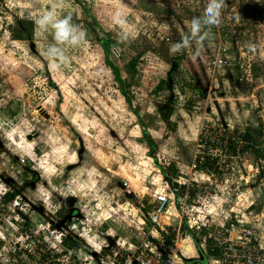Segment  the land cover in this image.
I'll use <instances>...</instances> for the list:
<instances>
[{
    "label": "rangeland",
    "instance_id": "obj_1",
    "mask_svg": "<svg viewBox=\"0 0 264 264\" xmlns=\"http://www.w3.org/2000/svg\"><path fill=\"white\" fill-rule=\"evenodd\" d=\"M210 2L0 0V208L12 220L77 221L128 252L151 238L162 170L182 202L164 224L223 218L240 198L264 205V76L252 72L264 0H217L212 25Z\"/></svg>",
    "mask_w": 264,
    "mask_h": 264
},
{
    "label": "built area",
    "instance_id": "obj_2",
    "mask_svg": "<svg viewBox=\"0 0 264 264\" xmlns=\"http://www.w3.org/2000/svg\"><path fill=\"white\" fill-rule=\"evenodd\" d=\"M260 160L264 175V160ZM170 190L167 181L155 194L156 205L149 212L151 238L129 243L128 252L107 251L110 244L80 235L84 227L77 221L12 220L2 204L0 264H264V205L258 200L240 198L223 218L205 216L200 224L188 221L182 230V222L179 228L162 222L170 205L176 204L175 192Z\"/></svg>",
    "mask_w": 264,
    "mask_h": 264
},
{
    "label": "trees",
    "instance_id": "obj_3",
    "mask_svg": "<svg viewBox=\"0 0 264 264\" xmlns=\"http://www.w3.org/2000/svg\"><path fill=\"white\" fill-rule=\"evenodd\" d=\"M100 42H101V45L105 51V57H106L105 60H106L107 64L109 65V67L114 72L116 79L120 83H122V78L120 75L119 67L117 65H115L113 63V61L109 58L110 48L114 47V42L109 37L107 39H101ZM252 72H253L254 77H256V78L264 76V63L259 62L258 64L252 65ZM170 76H171V80H169V82H172V80H173L172 74H170ZM162 83H164V81ZM121 91L124 94V97L126 98V100L128 102H130V98H129L127 92L125 91V89L123 88V86H121ZM171 111H172V109H169V114L171 113ZM143 132H144V135L146 137L147 144L149 145L151 151L154 152V150L157 148V144H156L155 139L152 137V135L149 133V131L146 128H144ZM162 174L164 175V177L166 178L168 183L171 186H173L174 189H176L178 184L175 182H172V180L168 178L167 172L162 170ZM14 195L15 194H13V193H8L6 197H7V199L12 200L14 198ZM177 203H179V195L176 194V204ZM58 212L61 213L60 211H58ZM208 242L210 243V241H208Z\"/></svg>",
    "mask_w": 264,
    "mask_h": 264
},
{
    "label": "clouds",
    "instance_id": "obj_4",
    "mask_svg": "<svg viewBox=\"0 0 264 264\" xmlns=\"http://www.w3.org/2000/svg\"><path fill=\"white\" fill-rule=\"evenodd\" d=\"M221 4L217 2V0H212L210 2L208 8H207V16H208V23L209 25L217 23V18L219 16V9ZM196 28L199 27V24H196ZM195 30V29H194ZM176 47H179V45H176Z\"/></svg>",
    "mask_w": 264,
    "mask_h": 264
},
{
    "label": "water",
    "instance_id": "obj_5",
    "mask_svg": "<svg viewBox=\"0 0 264 264\" xmlns=\"http://www.w3.org/2000/svg\"><path fill=\"white\" fill-rule=\"evenodd\" d=\"M32 136L30 135L29 138H31Z\"/></svg>",
    "mask_w": 264,
    "mask_h": 264
},
{
    "label": "flooded vegetation",
    "instance_id": "obj_6",
    "mask_svg": "<svg viewBox=\"0 0 264 264\" xmlns=\"http://www.w3.org/2000/svg\"><path fill=\"white\" fill-rule=\"evenodd\" d=\"M64 223V222H63Z\"/></svg>",
    "mask_w": 264,
    "mask_h": 264
}]
</instances>
